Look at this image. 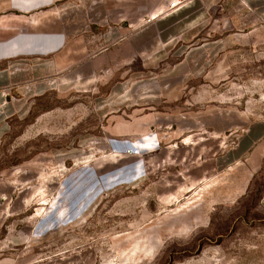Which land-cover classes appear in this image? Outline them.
<instances>
[{"label":"rangeland","instance_id":"374dc122","mask_svg":"<svg viewBox=\"0 0 264 264\" xmlns=\"http://www.w3.org/2000/svg\"><path fill=\"white\" fill-rule=\"evenodd\" d=\"M182 1L159 3L165 60L92 92L65 81L12 123L0 264H264V157L241 143L264 135V0ZM106 5L69 6L115 27ZM133 117L159 141L117 153L111 124Z\"/></svg>","mask_w":264,"mask_h":264},{"label":"crops","instance_id":"0c3cea01","mask_svg":"<svg viewBox=\"0 0 264 264\" xmlns=\"http://www.w3.org/2000/svg\"><path fill=\"white\" fill-rule=\"evenodd\" d=\"M196 1L202 9L209 5L207 0H183L172 12H182ZM159 3L107 0V12L118 24L110 28L87 27L79 10L69 6L70 0H0V145L15 120L27 118L42 97L65 81L92 92L115 78L139 73L135 63H141L143 71L146 61L165 60L168 55L163 57L161 51L168 47L169 35L160 24L165 10L159 11ZM20 59L29 65L11 73L10 61ZM115 87L109 96L117 95ZM149 120L133 117L119 119L116 125L112 122L111 134L120 138L111 139L113 149L140 152L158 142L157 135L147 133ZM248 132L249 139L241 143L252 145L253 154L263 158L264 135Z\"/></svg>","mask_w":264,"mask_h":264},{"label":"built area","instance_id":"2783aa9c","mask_svg":"<svg viewBox=\"0 0 264 264\" xmlns=\"http://www.w3.org/2000/svg\"><path fill=\"white\" fill-rule=\"evenodd\" d=\"M175 1H178L180 3V0H175ZM171 2H173V1H171ZM171 2H170V4H171ZM170 4H168V5L171 6L172 4L171 5ZM172 6H175V5H172ZM28 65H29V63L25 59L13 60V61H10V63H9V69H10L11 73H16V72L24 70ZM129 152H132V151L130 150Z\"/></svg>","mask_w":264,"mask_h":264},{"label":"bare ground","instance_id":"6f19581e","mask_svg":"<svg viewBox=\"0 0 264 264\" xmlns=\"http://www.w3.org/2000/svg\"><path fill=\"white\" fill-rule=\"evenodd\" d=\"M140 87V86H139Z\"/></svg>","mask_w":264,"mask_h":264}]
</instances>
